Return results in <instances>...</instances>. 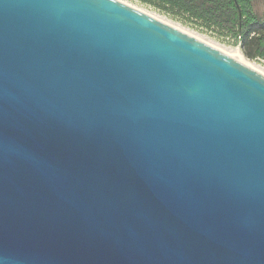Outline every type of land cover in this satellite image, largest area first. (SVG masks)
<instances>
[{
  "label": "water",
  "instance_id": "water-1",
  "mask_svg": "<svg viewBox=\"0 0 264 264\" xmlns=\"http://www.w3.org/2000/svg\"><path fill=\"white\" fill-rule=\"evenodd\" d=\"M0 264H264V74L121 0H0Z\"/></svg>",
  "mask_w": 264,
  "mask_h": 264
},
{
  "label": "trees",
  "instance_id": "trees-1",
  "mask_svg": "<svg viewBox=\"0 0 264 264\" xmlns=\"http://www.w3.org/2000/svg\"><path fill=\"white\" fill-rule=\"evenodd\" d=\"M172 16L179 14L225 32L249 59L264 60V18L254 0H141Z\"/></svg>",
  "mask_w": 264,
  "mask_h": 264
},
{
  "label": "rangeland",
  "instance_id": "rangeland-1",
  "mask_svg": "<svg viewBox=\"0 0 264 264\" xmlns=\"http://www.w3.org/2000/svg\"><path fill=\"white\" fill-rule=\"evenodd\" d=\"M124 1L170 25H173L202 41L220 49L221 51L228 53L236 48L240 49L239 46L233 44L232 39L222 31H218L215 28H207L201 22H195L189 20L187 16L179 14L172 16L168 13L162 12L155 7L142 2L141 0H121ZM254 8L256 12L264 18V0H254ZM241 51V49H240ZM242 52V51H241ZM243 54V52H242ZM243 56L247 58L244 54ZM250 63L264 74V60L263 59H249Z\"/></svg>",
  "mask_w": 264,
  "mask_h": 264
},
{
  "label": "bare ground",
  "instance_id": "bare-ground-1",
  "mask_svg": "<svg viewBox=\"0 0 264 264\" xmlns=\"http://www.w3.org/2000/svg\"><path fill=\"white\" fill-rule=\"evenodd\" d=\"M227 54H229L230 56H232L233 58H235L236 60L244 63L245 65L259 71L258 69H256L252 63L249 62V60L247 58H245L242 54V52L240 51V49L236 48L234 51L232 50L231 52H228ZM260 72V71H259Z\"/></svg>",
  "mask_w": 264,
  "mask_h": 264
}]
</instances>
